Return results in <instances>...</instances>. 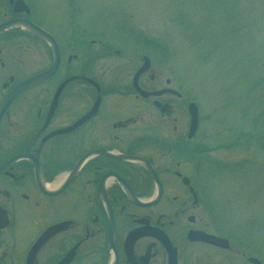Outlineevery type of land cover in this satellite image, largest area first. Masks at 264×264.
Returning a JSON list of instances; mask_svg holds the SVG:
<instances>
[{"label": "flooded vegetation", "instance_id": "1", "mask_svg": "<svg viewBox=\"0 0 264 264\" xmlns=\"http://www.w3.org/2000/svg\"><path fill=\"white\" fill-rule=\"evenodd\" d=\"M18 1L0 0V264H264L205 206L211 149L201 119L191 133L189 94L172 78L152 86L149 55L147 76L134 80L139 37L114 33L123 50L105 41L77 64L75 31L61 32L67 43L43 26L41 9ZM21 20L50 34L59 55L54 72L31 83L55 52L21 23L6 25ZM112 55L119 66L136 63L132 75L89 73L95 58Z\"/></svg>", "mask_w": 264, "mask_h": 264}, {"label": "rangeland", "instance_id": "2", "mask_svg": "<svg viewBox=\"0 0 264 264\" xmlns=\"http://www.w3.org/2000/svg\"><path fill=\"white\" fill-rule=\"evenodd\" d=\"M29 1L36 14L43 11L45 28L56 26L66 36L70 28L75 31L77 64L87 49L100 54L98 44L105 41L123 50L112 40L114 33L139 37L137 65L149 55L159 77L151 85L165 86L172 78L171 87L182 88L200 107L211 149L203 158L205 206L217 225L232 228L238 243L264 257V0ZM119 61L116 55L95 58L89 73L132 75L136 63ZM27 62L32 71L38 67Z\"/></svg>", "mask_w": 264, "mask_h": 264}, {"label": "water", "instance_id": "3", "mask_svg": "<svg viewBox=\"0 0 264 264\" xmlns=\"http://www.w3.org/2000/svg\"><path fill=\"white\" fill-rule=\"evenodd\" d=\"M38 34H40V35H44L47 39H49V40H52V38L48 35V34H46L44 31H42V30H40V29H38V28H36V27H34L33 25H30ZM53 41V40H52ZM56 60H57V57H56ZM53 69H54V66L52 67V68H50L47 72H45V73H43V74H41L40 76H38V78H41V77H44V76H46V75H49L52 71H53ZM144 68H142L141 69V71L143 70ZM37 79V78H36ZM194 120H195V116L193 115V123H195L194 122Z\"/></svg>", "mask_w": 264, "mask_h": 264}]
</instances>
